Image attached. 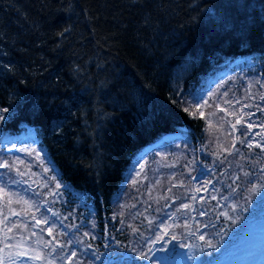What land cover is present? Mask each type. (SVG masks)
Returning <instances> with one entry per match:
<instances>
[{"label": "trees", "instance_id": "trees-1", "mask_svg": "<svg viewBox=\"0 0 264 264\" xmlns=\"http://www.w3.org/2000/svg\"><path fill=\"white\" fill-rule=\"evenodd\" d=\"M238 59L264 76V0H0V109L11 117L0 130L33 128L55 166L44 179L61 192L58 241L75 250L57 261L154 264L140 253L167 233L165 246L189 243L198 264H220L251 239L264 221V187L249 191L264 185V153L249 149L263 136H233L222 88L196 105ZM182 132L185 153L165 149L147 167L162 168L152 188L126 183L146 147Z\"/></svg>", "mask_w": 264, "mask_h": 264}, {"label": "rangeland", "instance_id": "rangeland-1", "mask_svg": "<svg viewBox=\"0 0 264 264\" xmlns=\"http://www.w3.org/2000/svg\"><path fill=\"white\" fill-rule=\"evenodd\" d=\"M240 62L243 60L239 59L234 62L233 67H224V71L228 67L224 76L219 79V82L214 83L212 89L208 86L209 88L205 93H202L196 105L197 107L204 106L212 93L221 88L224 89L225 94L222 102L218 103L217 110L222 114L224 121L230 125L233 136L245 134L252 136L249 140L251 141L261 135L264 142V98H262L264 97V76L257 74L258 71H256L254 63H249L244 69L245 66L242 64L235 65ZM253 77L258 78L256 87H252L248 79ZM233 78H236L237 81H233ZM239 79H241L243 90L246 93L242 92L238 84L241 82ZM254 91L257 92L256 99ZM248 117L250 121L246 120ZM5 136V133L0 130V157H4L2 160L0 159V165H8V167H0V264H62L59 260L57 261L58 256L63 259L67 257V260L71 258L73 262L75 250H70L66 254L65 251H61L62 244L58 241L61 239V235L68 232V229L63 226L57 209H55L58 206L54 205L55 201L60 198L58 194L61 192L59 189L54 192L50 182L44 179V176L49 172L57 174L55 166L52 165L48 154L43 149H39L38 143L34 141L36 134L33 128H27L23 135L18 137L19 139L21 137L30 139L25 143H20L16 137L12 139L15 141L8 142L5 140ZM186 138L185 132L169 134L156 144H152L148 149H144L130 168L126 183L140 180L141 183L152 188L151 185L155 179L163 177L161 175L162 168L156 165L152 170H147V167L165 149L175 148L176 152L182 156L185 153L186 146H183V141ZM234 141L235 147H239V140ZM256 141L252 143L254 149L257 147ZM19 143L20 146L17 145ZM263 148L264 145L259 149H249V153L258 154L260 150L264 153ZM233 151L234 145L232 153ZM196 179L202 181L201 177ZM196 186L199 187L197 184ZM163 194L166 196V193ZM139 198L141 203L146 202L142 197ZM174 198H170V203L164 202L166 210L174 209L172 206ZM36 202L38 203L37 212L29 216L28 208L36 206ZM196 204H198L197 201H192L191 208ZM10 207H12L11 211ZM181 214L179 213L176 217ZM162 216L167 217L168 226L175 220L169 216L168 212ZM49 229H51V234H49ZM74 230H77V226H74ZM254 230L251 239L241 245L239 252L229 259H223L220 264H264V221ZM147 235L152 236L153 232L150 231ZM77 239L81 242L79 238ZM165 245L162 242L153 245L149 255L153 257L154 264H198L193 255L192 244L188 243L187 248H183L182 251L175 250L170 244ZM73 248L74 246H72ZM37 255H39V259L34 258ZM103 259L105 260V258ZM121 259L125 260L126 258L121 257Z\"/></svg>", "mask_w": 264, "mask_h": 264}, {"label": "snow or ice", "instance_id": "snow-or-ice-1", "mask_svg": "<svg viewBox=\"0 0 264 264\" xmlns=\"http://www.w3.org/2000/svg\"><path fill=\"white\" fill-rule=\"evenodd\" d=\"M67 31H68V29H64V32H67ZM63 34H64V33H61V35H63ZM5 67H7V66H5ZM262 98H264V97H262ZM8 111H9V110H8L7 108H5V109H0V121H5V120L11 118L10 115H9V116H5V115H3V113H7ZM185 111H187V109H185ZM237 122H239V121H237ZM249 127H251V125H249ZM249 146H251V145H249ZM0 167H8V165H7V164H4V165H0ZM260 187H264V185L253 184L252 187L249 189V191H251V192H258V190H259ZM198 191H199V190H198ZM193 198H195V197H193ZM184 207L187 208L188 205H184ZM9 231H11V229H9ZM49 234H51V229H49ZM166 234H167V233H165L164 235H166ZM164 235H161L160 237H157V238L155 239V241H153V244L161 243V242L163 241V239H164ZM172 239L174 240L175 237L173 236ZM201 239L203 240L204 237L201 236ZM209 247H212V245L209 244ZM151 251H152V249L149 248L148 253H143V252L140 253L141 258H142V259L149 260V261H152L153 257H152L151 255H149V253H151ZM34 258H35V259H39L40 257H39V255H37V256L34 257Z\"/></svg>", "mask_w": 264, "mask_h": 264}]
</instances>
